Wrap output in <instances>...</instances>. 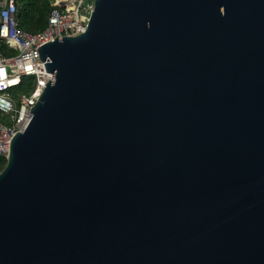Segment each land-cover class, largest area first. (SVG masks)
Instances as JSON below:
<instances>
[{"label": "water", "instance_id": "1", "mask_svg": "<svg viewBox=\"0 0 264 264\" xmlns=\"http://www.w3.org/2000/svg\"><path fill=\"white\" fill-rule=\"evenodd\" d=\"M0 170V264H264V0H94Z\"/></svg>", "mask_w": 264, "mask_h": 264}, {"label": "built area", "instance_id": "2", "mask_svg": "<svg viewBox=\"0 0 264 264\" xmlns=\"http://www.w3.org/2000/svg\"><path fill=\"white\" fill-rule=\"evenodd\" d=\"M48 1L45 27L29 32L18 24L22 0H0V157L5 160L11 137L25 129L31 117L30 108L51 78V72L45 70V61L38 56V45L56 36H71L85 30L94 3V0Z\"/></svg>", "mask_w": 264, "mask_h": 264}, {"label": "trees", "instance_id": "3", "mask_svg": "<svg viewBox=\"0 0 264 264\" xmlns=\"http://www.w3.org/2000/svg\"><path fill=\"white\" fill-rule=\"evenodd\" d=\"M48 0H22V8L18 13L19 26L29 32H36L45 27L49 11ZM5 159L0 157V170Z\"/></svg>", "mask_w": 264, "mask_h": 264}, {"label": "rangeland", "instance_id": "4", "mask_svg": "<svg viewBox=\"0 0 264 264\" xmlns=\"http://www.w3.org/2000/svg\"><path fill=\"white\" fill-rule=\"evenodd\" d=\"M27 89H28V86H25V87H24V91H26Z\"/></svg>", "mask_w": 264, "mask_h": 264}, {"label": "bare ground", "instance_id": "5", "mask_svg": "<svg viewBox=\"0 0 264 264\" xmlns=\"http://www.w3.org/2000/svg\"><path fill=\"white\" fill-rule=\"evenodd\" d=\"M38 93H39V90H38Z\"/></svg>", "mask_w": 264, "mask_h": 264}]
</instances>
